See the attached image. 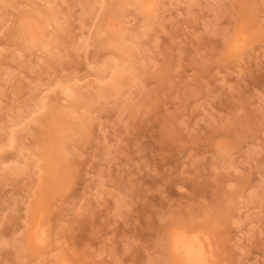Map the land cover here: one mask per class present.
Instances as JSON below:
<instances>
[{"label": "rangeland", "instance_id": "obj_1", "mask_svg": "<svg viewBox=\"0 0 264 264\" xmlns=\"http://www.w3.org/2000/svg\"><path fill=\"white\" fill-rule=\"evenodd\" d=\"M147 1L0 0V264H264V0Z\"/></svg>", "mask_w": 264, "mask_h": 264}, {"label": "bare ground", "instance_id": "obj_2", "mask_svg": "<svg viewBox=\"0 0 264 264\" xmlns=\"http://www.w3.org/2000/svg\"><path fill=\"white\" fill-rule=\"evenodd\" d=\"M155 2V0H152L144 3V8L147 13H154L156 8ZM247 37L243 32H240L238 36L236 35L233 42L234 48L237 50L243 49L247 43ZM38 222L40 223V221ZM47 232L44 227L42 228V225H33L29 234L31 244L36 248L42 245L45 246L44 244L47 243L46 241L48 239ZM171 242L172 251L176 260L183 264H208L211 256V242L206 234H201L200 232L188 233L183 230L174 229Z\"/></svg>", "mask_w": 264, "mask_h": 264}]
</instances>
